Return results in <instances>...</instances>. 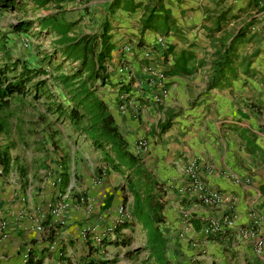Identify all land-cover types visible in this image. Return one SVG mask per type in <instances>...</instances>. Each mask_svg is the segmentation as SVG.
I'll list each match as a JSON object with an SVG mask.
<instances>
[{
    "label": "crops",
    "instance_id": "obj_1",
    "mask_svg": "<svg viewBox=\"0 0 264 264\" xmlns=\"http://www.w3.org/2000/svg\"><path fill=\"white\" fill-rule=\"evenodd\" d=\"M263 3L69 0L62 4L60 14L70 15L62 20L77 22L70 36L100 35L107 27L108 81L97 94L138 169L155 183L152 193L162 197L160 228L166 232L162 231L172 264L177 257L179 264H264ZM158 38L165 42L163 49L157 46ZM146 50L164 73L167 95L158 103L153 100L157 88L145 74ZM122 65L134 72L128 84L117 73ZM63 123L68 126L67 137H55L59 133L49 137L52 151L43 164L60 180L56 187L50 185L54 178L45 179L47 170H37L29 178L18 173L0 184V264H27V249L40 264H86V255H101L92 247V236L105 235L107 252L111 242L135 228V183L141 186L143 178L135 177V168L118 164L110 146L97 148L71 124ZM139 140H145L147 148L138 152ZM190 162H195L200 182L221 195L219 205H206L188 191L184 168ZM60 194L68 195L70 207L54 219L50 208ZM78 198L84 201L75 204ZM119 207H124L125 220L113 239L106 229L119 216ZM224 217L232 219L230 227L222 226L215 236L205 233L207 221ZM39 225L41 231L36 229ZM51 225L57 228L48 240ZM85 229L87 239L82 235ZM243 230L254 236L242 237ZM259 240L263 245L257 252Z\"/></svg>",
    "mask_w": 264,
    "mask_h": 264
},
{
    "label": "trees",
    "instance_id": "obj_2",
    "mask_svg": "<svg viewBox=\"0 0 264 264\" xmlns=\"http://www.w3.org/2000/svg\"><path fill=\"white\" fill-rule=\"evenodd\" d=\"M69 0H0V11L22 14L15 23H10V32L21 35L30 33L37 28L34 35L46 32L55 35L51 42L52 51L44 57L50 71L31 67L26 61L12 59L6 50L4 40L0 39V139L11 137L13 133L10 108L14 103L25 102L28 95L39 100L44 95L52 100L48 112L56 114L63 122H68L76 130L88 137L95 147L110 146L114 160L135 170L137 179L143 178L141 186L135 183V198L132 215L135 224H139L145 233L147 252L146 264H172L167 256V239L160 225L163 223V204L161 195L152 193L153 185L149 174L138 169L137 159L127 151V144L119 134L113 117L107 106L99 98L97 91L108 81L106 61L110 47L108 45L107 27H102L100 35L70 36L77 22L67 23L62 20V4ZM54 5L58 13L49 14L35 19L27 16L28 9H42ZM151 18L148 19V21ZM36 24V26H34ZM1 34V32H0ZM3 35V34H2ZM58 55L60 59H58ZM58 61V64H53ZM71 66L64 71L65 64ZM76 63L75 66H72ZM47 76V78H46ZM59 87L60 93L51 91L49 81ZM68 104V106H67ZM54 136V134H53ZM12 144L0 148V167L8 170L10 165L9 150ZM57 227L48 229V240L53 239ZM122 228L116 229L120 234ZM115 246H127V242L114 240ZM27 264H40L28 255ZM68 264V263H65ZM86 264H109L106 261L90 260Z\"/></svg>",
    "mask_w": 264,
    "mask_h": 264
},
{
    "label": "rangeland",
    "instance_id": "obj_3",
    "mask_svg": "<svg viewBox=\"0 0 264 264\" xmlns=\"http://www.w3.org/2000/svg\"><path fill=\"white\" fill-rule=\"evenodd\" d=\"M55 10L57 9L52 5H48L42 9L31 8L27 10L25 16L35 19L52 14ZM68 16L70 15L66 13L62 15V18L67 19ZM22 17V14L0 11V39L2 37L4 40L5 48L10 53L12 59H21L26 61L31 67L50 71L44 61V57L52 51L51 42L54 39V35H47L44 32L36 36L34 35L37 32L36 28L30 33H22L21 35L10 32L8 29L10 23H15L17 19ZM1 57L2 55L0 54ZM58 59H60L59 55ZM53 64H58V61H53ZM70 67L68 63L65 64L64 71ZM48 83L51 86L52 92L55 94L60 93L57 85H54L51 80ZM32 94L33 92L31 91ZM31 95L26 97L23 104L14 103L10 108L13 133L7 140L5 138L0 139V148L5 147L9 143L12 144L9 150L10 165L6 171L0 167V184L6 179L16 177L18 173L19 177L21 174L29 178L37 170H47L45 172V179L54 178V173L43 168L48 152L52 151L50 149L52 146L49 142V137H54V133H59L55 137H67L68 126L61 119L57 118L56 114L48 112V107L51 105L52 100L47 95H44L39 100H33ZM2 225L4 226L5 224ZM162 231L166 233L163 227ZM118 240L127 242V246L117 247L112 244L107 252L104 251L98 257L90 254L86 255L85 261L92 259L106 261L109 264H146L147 252L143 249L145 245V233L139 224H135L134 229L125 230L124 236L122 235ZM175 264H179L178 257L175 260Z\"/></svg>",
    "mask_w": 264,
    "mask_h": 264
},
{
    "label": "built area",
    "instance_id": "obj_4",
    "mask_svg": "<svg viewBox=\"0 0 264 264\" xmlns=\"http://www.w3.org/2000/svg\"><path fill=\"white\" fill-rule=\"evenodd\" d=\"M264 7V3H263ZM157 46L159 49H163L165 46V42L163 38H158L157 39ZM144 59L147 61V64L145 66V74L147 78L150 81V84H153L154 88H157V92H155V95L153 97V100L158 103L161 102L164 97L167 95V91L164 88V73L162 70H159L156 68L153 62V55L150 51L146 50L143 53ZM117 73L124 78L123 82L124 83H129L132 78H133V70L132 68L128 67L127 65H122L117 69ZM127 95L124 94V97ZM122 98V97H121ZM121 111L124 112V106L120 107ZM147 148V142L145 140H139L136 143V149L137 151H141ZM184 174L187 177V189L191 193H194L197 195L198 199L202 201L206 205H211V206H217L222 202V197L219 193L214 192L212 190L207 189L198 179V175L196 172V164L195 162H190L187 166L184 168ZM60 182L59 179H53L50 183L51 187H56V185ZM68 195L66 194H60L59 198H57L54 206L50 208V216L53 217L54 219H58L63 211L69 209L70 204H68ZM84 201V198H78L77 201H75V204L78 202ZM119 216L116 218L114 223L106 229V232L108 231L109 235L111 234L112 238L115 239V230L118 225L123 224L124 222V207H119ZM233 224V221L230 217H224L221 221L218 220H209L206 222L205 226V233L209 236H215L219 233L220 229L222 226L224 227H230ZM38 231L42 230V227L39 225L36 227ZM242 237H248V236H254L253 231H246L243 230L241 232ZM83 238L87 239L89 235V230L85 229L82 232ZM104 234L100 236H92V247L94 246L97 248L96 250L100 252L101 254L105 251L104 250V244L103 241L105 240ZM55 243H53L52 246H54ZM263 241L259 240L256 244L257 246V252H260L262 249ZM54 248V247H53ZM30 249H27L24 254V259L25 262L28 259Z\"/></svg>",
    "mask_w": 264,
    "mask_h": 264
}]
</instances>
